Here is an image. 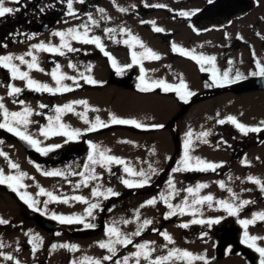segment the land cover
Here are the masks:
<instances>
[{
  "label": "rangeland",
  "instance_id": "rangeland-1",
  "mask_svg": "<svg viewBox=\"0 0 264 264\" xmlns=\"http://www.w3.org/2000/svg\"><path fill=\"white\" fill-rule=\"evenodd\" d=\"M169 1L84 0V3H79L77 0H73V10L75 12H83L79 16L58 21L49 25V28L45 31H42L40 26V33L32 38L8 47H0V55L13 54L14 56H18L29 51L32 44L44 42L45 44L50 43L58 46L61 43L60 38L53 35L54 32L66 31L69 28H76L78 31L83 32L84 29L80 28V25L87 23L89 26V37L99 36L101 38L104 51L115 58V66L112 64L109 56L104 55V51H101L95 44L78 42L72 40L70 37H66L71 46L79 51L67 52L64 49L66 55L61 56L33 50L34 55L38 58L39 67L44 69L43 72L35 69L29 70L27 65H21L18 60H14L13 62L22 71H28L30 78L52 87H55L56 84L50 73L58 62L60 72L68 76L77 77L80 87H75L72 80H64L62 83L77 90L57 93L55 95L47 92H37L28 89L24 80L11 79L9 71L0 67V97L4 98L2 102L9 111H22L25 106L33 110L32 115L29 117L31 123L27 126V132L41 141V147L52 145H61L62 147L71 143V141L66 143L65 140L67 138L62 135H53L45 138L40 134V128L49 125L48 117H53L51 123L54 127H58L59 123H63L69 126V129H80L82 131V135L76 140L86 137V151L83 155V165L87 162L89 152L92 151L88 143L91 142L98 145L101 150L105 148L110 149L109 155H115L129 161V166L136 171L143 169L147 172L149 171V165L157 170L156 174L151 175L150 183L144 186L145 192L141 194H137V192H134L135 190H129L131 188L126 187L121 182L122 179L133 181L141 179V177H133L124 173L123 165L122 170L118 172L117 179L110 181L101 179L94 181L92 186L84 187L81 185L79 189H75L73 185L79 182L81 177L66 175L67 178L65 179L64 177L43 175L41 169L29 161L25 150L15 140L7 136L6 132H2L0 129V141L3 139V135L8 137L6 141L0 143V151L6 153L11 162L19 165L18 169H12L8 161L3 156H0V169H3L5 175H19L20 172L27 174L21 180V183L25 187L19 189V192H26L38 201L39 203L35 207L40 209L39 212L42 214L46 216H52V213L65 216L73 214L84 216L88 205L74 200H69L68 204L50 201L47 208H45L43 202L48 197L38 194L40 187L53 192L54 195L61 197V199L64 196L82 195L89 202H97L100 206L104 204L105 199L103 197L93 198L91 196V188L93 186L97 184L102 185L101 191L111 187L117 193L123 192L122 203H119L116 206L117 208L112 207L111 211H108L109 208L107 209L108 213L104 218L103 229H100L92 236L72 237L59 229L48 232L28 216L21 218L18 215V209L21 210L22 206L17 203L15 198H10L9 195H5L2 189H0V218L8 220L9 223L16 224L15 228L11 226L10 230L5 231L3 234V226L0 228V235L2 234L0 242L4 245V247L0 248V252L10 254L15 258L10 261L0 256V264H15V261H19L20 264H70V261L79 260L84 256L101 258L110 253L105 249H101L97 242L106 241L108 239L105 235L106 227L111 225L113 221H120L121 219L131 221L128 224L118 223L116 225L124 234L135 232L138 224L144 219L153 221L151 225L143 230L140 236L133 237L134 244L154 241L153 247H156L157 251L153 253V257L167 254V249L161 248L166 241L159 233L153 231V229H158L160 232L167 231L173 237L175 244L168 245L169 248L178 247L189 250L194 254L206 255L207 264H258L260 259L259 254L241 241L244 238L245 231L250 235L258 237H261V234L264 232L257 225H249L245 229L239 223V220L252 218L254 212H264V205H256L248 211L242 209L237 216H232L222 209L217 210L219 209V205L215 203V200H230L231 194L227 191L228 188H231L239 196V200L251 198L256 194L259 185L248 181V176H254L264 184V165L258 163L259 155L263 152L264 146L260 147L257 145L250 147L251 150L244 152L243 147H241L243 144V133L226 120L231 115L236 117L238 122L246 126H257L260 121H264V91L237 93L226 91L225 89L216 90L214 95L203 96L182 109L183 105L178 102L179 99L176 98V94L172 93L174 91H164L162 87H155V90L149 88L150 90L142 93L124 86V83L130 79L131 74L135 71L142 74L143 85L148 86H151L154 81L158 80H164L168 84L177 85L182 77L188 85L189 90L195 93V95L189 98H194L203 93L202 89L205 84L202 81V77L205 74L212 73L215 70L218 76H222V73L228 70L229 78L233 79L237 71L245 75L247 66L253 62L254 52L251 53L243 49H239L232 56L230 55L225 65L220 59L221 54L219 50L221 49V44L226 41V39H223L221 32L225 31L227 39L232 40V37H234L233 32L239 23L229 24L227 27L224 26L216 31L214 30L213 44L212 38L209 37L207 39L208 36H211L210 32L203 35H193L187 24H173L165 20L163 14H161L163 7H152V5L157 4L169 5L171 3ZM203 1L205 0H194L191 3L189 2L190 5L179 7L184 12L194 14ZM141 2H145L151 6L139 5ZM15 4L11 0H5V6L7 7L14 8ZM82 4L90 6L83 10ZM136 5L139 6L134 9V14L150 12L147 15H143L142 18H130L133 13L129 11ZM99 8H103L105 12L100 13L98 11ZM119 8H125L127 11L121 12L118 10ZM252 11L253 15L257 13V9ZM260 12L264 14V11ZM88 13H91L92 18L99 22L98 26L92 25L88 21ZM102 16L108 17V19H102ZM146 20L149 21L150 26L145 24ZM152 22L155 23L153 24ZM154 27L162 28L164 31L175 30L176 36H178L175 44L180 48L190 51L194 50V54L196 55L215 56L214 67L212 64L204 63L203 67L205 70L201 71V65L192 59L173 60L168 47L160 44L159 40L154 37ZM241 27L242 25L239 24L238 28ZM105 28H113L116 31L106 34ZM121 28L127 31L121 33ZM132 36L138 37L147 48L152 49L159 56L165 55V59L156 60L144 56V48L133 42L131 40ZM126 40L129 43L126 44ZM206 41L209 42L207 46L203 44ZM234 42L242 44V41L239 40H235ZM243 46L241 45L240 48H243ZM80 52H83V54H80ZM133 52L137 54L138 63H133L132 61ZM261 56L264 57V49H257L255 57L261 58ZM25 59L30 61L31 57L25 56ZM166 61L171 63L169 68L164 65ZM229 61L232 63L229 64ZM69 62L75 65V67L70 68ZM129 64L132 65L131 72L124 77L121 85L109 83L110 73L107 69H114L123 65L126 67ZM251 68L252 66H249L248 71ZM81 73L85 76H91L100 83L95 85L86 83L84 79L80 78ZM8 84L20 87L23 89L22 93L17 97H9L7 95L9 90ZM136 86L138 87V85ZM13 99L23 100L25 104L13 103ZM77 100H86L88 102L87 107L73 104V112L61 113L59 114L61 116L60 121H55V116L57 115L55 112L56 106H63ZM40 104L47 105L48 107L40 108ZM93 109H98L99 111H93ZM181 110L184 111L181 112ZM75 113H84L90 123L95 122L96 116H99L105 122H109L111 113L118 118L135 119L145 127L137 128L134 125L118 124L119 126H113L112 129H107L106 127L105 130H103L104 128H99L96 131L86 132L84 130L90 127V123L86 124ZM2 119L3 117L0 115V121ZM219 119H225L226 122L219 124L217 123ZM111 125L117 124L110 123ZM153 125H162L163 127L156 128L152 127ZM189 130L193 132L192 139L195 148L191 155L200 157L208 162L222 163V167L217 168L215 171L208 170L209 173L199 174L198 176L194 175L195 171H172L173 168L179 166V161L183 156L186 133ZM201 131H208L210 133L209 136L204 138L207 139V144L201 143L197 139V135ZM254 135L258 137V135ZM121 141H129V143ZM57 149L54 148L52 151ZM52 151H49L47 154ZM255 158L256 160L254 161ZM245 160L252 163L246 165L243 163ZM81 163L82 160L79 159L74 165L78 166ZM51 169L53 168L49 166V171H52ZM105 170L106 168H101L99 165L95 166L96 173L101 176L105 175ZM170 177L173 179L175 188L180 190L178 196L170 199L173 205L182 203L185 198H188L190 203L192 197L183 190L190 186L194 187L197 183H204L208 187L201 189L199 195H213L215 198L212 202L213 207L209 208L206 203L202 206H197L200 208L202 215L197 213L193 217L186 213L165 219V213L170 211V209L160 200V194L164 193L168 195L171 191L167 184ZM156 180L159 183L158 186L152 184L156 183ZM217 181H224L226 187L221 189ZM3 186L7 189L9 188L10 192H13L7 185ZM13 193L20 199L17 192ZM154 197L157 200L155 205L140 208V205L144 204L145 201ZM239 200L236 203H239ZM20 201H22L25 207L30 208L23 200L20 199ZM30 209L34 210V208ZM136 210H139V220H136ZM22 211L24 213L25 210L22 209ZM98 211L99 209L94 210V216ZM194 218L221 219L218 224H212L210 227L207 224L189 223L188 228H182V231L179 230L181 227H178V225L188 223ZM91 219V217H85V222L87 223ZM18 224L23 225L22 229L21 226L19 228ZM62 225L67 226V224ZM78 226L84 225L76 224L73 227ZM202 234L206 235L202 237ZM34 236L40 237V240L35 241L38 244L35 253H33L32 245L29 243V240ZM222 237H225L224 239L227 240V243L222 256L216 257V242ZM65 243L78 245L79 250L70 251L67 248L60 247L53 250L51 247L53 244L60 245ZM257 244L262 246L260 239L257 241ZM116 248L117 255L113 257V260L104 261L103 264L105 262L107 264H114L115 260H122L124 256L130 255L137 250L133 245H128L127 247L116 245ZM196 263L204 264V261H195ZM129 264H135V259H130ZM141 264H146V262L141 259Z\"/></svg>",
  "mask_w": 264,
  "mask_h": 264
},
{
  "label": "snow or ice",
  "instance_id": "snow-or-ice-1",
  "mask_svg": "<svg viewBox=\"0 0 264 264\" xmlns=\"http://www.w3.org/2000/svg\"><path fill=\"white\" fill-rule=\"evenodd\" d=\"M11 2L14 3H20V0H11ZM79 3H84V0H77ZM211 3L212 0H209ZM153 7H166L165 5L157 4L152 5ZM67 9H68V15L76 16L75 11L73 10V0H67ZM19 8H11L5 6V0H0V17H4L6 14H13L15 12H18ZM121 12L127 11L125 8H119L118 9ZM98 11L100 13H104L105 10L103 8H99ZM192 13L189 12H180L179 15L182 16H189ZM88 21L92 25H97L99 22L97 20H94L92 18L91 13L87 14ZM102 19H108V17H101ZM143 23V21H142ZM153 24L155 22H152ZM80 28H83L84 31L80 32L76 28H69L66 31H56L53 33V35L60 38V45H52V44H45L44 42H40L37 44H32L30 46L29 51L24 53L23 55L14 56L13 54H7V55H0V67L6 69L9 71L11 79H20L26 81V87L30 90L37 91V92H47L50 94H57V93H64L73 91L74 89L70 87L69 85H66L62 83L64 80H72L75 84V87H80V84L78 82L77 77L75 76H68L66 74H63L60 72V65L57 62L55 68L51 71L50 75L52 79L55 81L56 86L52 87L49 86L46 83H40L29 76L28 71H22L20 67L14 63V60H18L21 65H27V68L29 70L35 69L38 71L43 72L44 69L39 67L38 64V58L36 55H34L33 50H39L44 51L48 53H53L57 55L64 56L66 55V52L64 49L67 50V52H76L79 51L76 48H73L71 44L69 43V40L66 37H70L72 40L83 42V43H91L95 44L98 48L101 49V51H104V45L101 43V38L99 36H91L89 37V26L87 23L80 25ZM156 32H163L164 29L159 27H154L153 29ZM106 34L114 33L116 30L113 28H105L104 29ZM126 29L121 28V33L126 32ZM34 35V34H32ZM259 35V33H257ZM31 38V35L29 36ZM131 40L135 42L136 44L140 45V47L144 48L143 55L152 59H160V56L155 53L152 49L147 48L143 42L136 36H132ZM125 43H129V41H125ZM4 47H7L6 45H3ZM173 51H179L182 55L189 57L190 59L196 61L198 64L201 65V71H204V63L212 64L214 67V62L216 60L215 56H204L196 55L194 54V50H186L183 48H180L178 45L173 43L172 45ZM104 55L109 56L110 60L112 61V64L116 65L115 58L111 57V55L104 51ZM25 56L31 57V60H26ZM132 61L133 63H138L137 60V54L135 52L132 53ZM232 62L229 61V64ZM257 67L259 68L258 72H252L251 75H259L261 77H264V65H261L259 61L256 62ZM69 67L74 68L75 65H73L71 62H69ZM117 71H121V69H117ZM213 82L216 86L220 87L223 86L225 83H235L236 81L245 78L242 76V74L237 71L235 73L234 79L229 78V71L226 70L222 73V76H218L217 72L213 70L212 72ZM80 78L84 79L86 83L89 84H97L100 83L93 79L91 76H85L82 73L80 74ZM143 79V78H142ZM152 87H162L164 91H175L181 100H184V102H188V98L195 95L194 92L189 90L188 85L185 83L183 78L181 77L179 80V83L177 85H172L166 83L164 80H158L154 81L151 85ZM206 87H210L211 85L206 84ZM8 92L7 95L9 97H17L19 94L22 93L23 89L20 87H16L13 84H8ZM139 87V86H138ZM141 91H148L150 90L149 87H142L140 88ZM3 97H0V115H2L3 119L0 121V129H4L13 135L19 137L22 141H25L30 146L35 148L36 151L47 154L49 151H52L54 148H59L61 145H52L49 147H41V141L34 138L33 135L29 134L27 132V126L31 121L29 120V117L32 115L33 110L25 106L23 107L22 111H9L5 104L2 102ZM13 103H19L20 105H24L25 102L23 100H16L13 99ZM73 104L76 105H84L87 107L88 102L86 100H77L73 101L69 104H65L63 106H56L55 112L57 115L55 116V121L59 122L61 119V116L59 114L65 113V112H73ZM40 108H46L47 105L40 104ZM93 111H99L98 109H93ZM40 114V113H37ZM77 116L81 117L86 124H89L90 121L88 120L87 116L84 113H75ZM219 115V114H217ZM49 125L46 127L40 128V134L44 136L45 138H48L53 135H62L66 137L67 139L65 142H69L72 140H76L79 136L82 135V131L80 129H69V126L59 123L58 127H54L52 125L53 117H48ZM227 121L231 122L237 129H239L240 132L247 135L249 132H255L259 133L264 131V121H260L257 126H246L243 123H240L237 121L236 117L234 116H228L226 118ZM226 121L225 119H219L217 123L224 124ZM111 124H127V125H134L137 128L145 127L143 124L139 123L135 119H122L118 118L114 114L110 113V120L109 122H105L100 119L99 116L95 117V122L90 123V127L87 128L86 132L96 131L99 128H106L109 127ZM152 127H163L162 125H153ZM210 133L208 131H201L197 135V139L200 140L201 143L207 144V139H204L205 137L209 136ZM193 132L189 130L186 133V139L184 141V151L183 156L181 160L179 161V166L172 169L173 172H179V171H208L212 170L215 171L217 168L222 167V163H213L208 162L200 157H195L191 155V153L195 150L194 148V141L192 139ZM123 143H129V141H121ZM2 143V141H0ZM89 143V147L92 151L89 152L87 156V162L82 166V171H73L69 167L68 174L79 176L81 177V180L73 185L75 189H79L81 185L84 187H88L90 182L92 181H99L102 179V176L97 174L95 171V166L99 165L101 168H107L109 172H111V168L108 167L109 165L116 164V165H123V171L124 173L128 174L129 176L133 177H141L139 181H133L130 179H122V183L128 187V188H139L143 187L145 185H148L151 180V175L156 174L157 170L153 168L151 165H149V171H144L143 169L140 171H136L134 168H132L129 161H126L125 159L121 157H117L115 155H109L108 153L111 151L110 149H102L91 142ZM0 156H3L7 161L12 169H18L19 165L17 163L11 162V160L8 159V156L6 153L0 151ZM243 163L247 164L248 162L245 160ZM39 170V168H38ZM45 176H56V177H64L67 178L64 171L60 170H54V171H44L42 173ZM26 173L20 172L19 175H5L3 172V169H0V185H7L11 188L13 192H17L20 196V199L24 201L30 208H34V210L39 211L40 209L36 208L35 206L39 203L35 199H33L28 193L19 192V189L24 188L25 185L21 183V180L24 176H26ZM248 181H251L257 185L260 186V190L262 193H264V184L261 183L259 179H256L252 176L247 177ZM69 183H71L69 181ZM221 189H224L226 187L224 181H217ZM167 184L171 191L168 195H165L164 193L160 194V200L163 201L168 209L170 211L165 213V219H168L172 216L176 215H184V214H190L193 217L197 215V213H200L202 215V212L199 207L207 203L209 208L213 207L212 202L214 201L213 195H204L200 196V190L203 188H207L208 185L204 183H197L194 187H187L183 191H186L191 197V202L189 203L188 198H185L182 203L173 205L170 202V199L174 196H178L180 194V190H177L175 188V184L173 182V179L170 177L167 181ZM102 185H95L91 188V196L93 198H100L103 197V199L107 200L110 197L118 196L119 193L115 192L111 187H108L101 191ZM227 191L231 194V199H216L215 203L219 205V209H222L223 211L227 212L229 215L237 216L239 212L247 205L254 203V201L249 200H239V196L232 191L231 188H228ZM243 191V190H242ZM250 191V190H248ZM39 195H45L48 197L47 200L43 202V205L45 208H47V205L50 201L52 202H62V203H69V200H74L77 202H82L88 205V207L85 209V215H57L56 213H52L51 218L54 220H58L61 224H83L84 228L87 229H94L96 225L91 222H85V217H91L93 220L95 219L94 216V210L100 208L99 203L97 202H89L87 198H85L82 195H74L71 197L64 196L62 199L61 197L54 195L53 192L45 190L43 187L39 188ZM239 200V203H236V201ZM157 203L156 198H151L144 202V204L140 205V208H143L145 206L149 205H155ZM103 210V209H100ZM112 209H109L111 211ZM140 214L139 210H136V220H139ZM221 218H209V219H192L188 223H182L178 225V227L181 228H188L189 223L192 224H207L209 227L212 224H218L220 222ZM258 221L264 222V212H254L252 214V218L250 219H240L239 223L247 229L249 225H255ZM131 221L127 219H121L120 221H113L111 225L106 227L105 235L108 238L106 241H98L97 244L101 249L107 250L109 255H104L101 258H93L84 256L80 258L79 260H73L70 261V264H103L104 261H112L113 257L117 255V248L116 245H121L123 247H127L128 245H133L137 250L130 255H126L121 259L115 260L114 264H129V260L134 258L135 264H141V259L146 262V264H194L195 261H204V264H207V257L203 254H194L193 252L181 249L178 247H172L169 248L168 245H174L175 241L173 237L167 232L163 231L160 232L158 229H153L154 232L159 233L166 243L161 246L162 249H167L166 255H156L153 257V253L157 251L156 247H153L155 244L154 241H145L143 243L134 244L133 243V237H138L142 234L143 230L146 229L149 225L153 223L150 219H144L141 223L138 224L137 229L135 232L130 234H124L120 231V229L116 226L118 223H124L128 224ZM9 221L5 220L3 218H0V225L8 224ZM203 235L206 234H202ZM259 239H264V237H258L256 235H250L247 231L244 232V238L242 239V243L246 244L249 248H252L255 252L259 254V264H264V247H261L257 244V241ZM40 240V237L34 236L29 240V243L32 245V251L33 253L36 252L38 248V244L35 243V241ZM4 247L3 243H0V248ZM52 249H56L58 247L60 248H67L70 251H78L79 246L75 244H60L56 245L53 244ZM19 250V249H17ZM0 256H3L6 260H14L15 258L10 254H5L0 252ZM15 264H20L19 261H15Z\"/></svg>",
  "mask_w": 264,
  "mask_h": 264
},
{
  "label": "flooded vegetation",
  "instance_id": "flooded-vegetation-1",
  "mask_svg": "<svg viewBox=\"0 0 264 264\" xmlns=\"http://www.w3.org/2000/svg\"><path fill=\"white\" fill-rule=\"evenodd\" d=\"M192 1H194V0H192ZM169 2H171L170 4L172 6L170 4L165 5L166 7H163V11L161 12V14H163L165 20H168L173 24H187L189 26V28L191 29L190 32L193 35H203V34L210 32L211 36H208L207 39H209V37L212 38L213 44H214V30L216 31L217 29H220L224 26L227 27V25H229V24H234V23L241 24L242 25L241 28H238L239 24L237 25V28H235V30L233 32L234 37H232L233 38L232 40L227 39V37L225 36L226 35L225 31L221 32L223 35L222 36L223 39H226V41L223 44H221V49L219 50V53L221 54L220 59L225 65L228 62L230 55L232 56L239 49L247 50L251 53L254 52V55H253L254 60H252L253 62L247 66V72L245 75H242V76L245 78L261 77L259 75L253 76V75H251V73L259 71V68L256 65L257 61H259L261 65H264V57H262V56H261V58L255 57V52L257 51V49L258 50L264 49V14L260 12V11H264V0H227L226 3H228L229 9L221 10V13L219 14L218 17H214V14H213V17H208L207 19L206 18H204V19L200 18L199 20L197 19L198 18L197 16L201 12V10L208 3H210L209 0L203 1L202 5L197 9L196 13L191 14V15L186 16V17L179 15L180 12H184V10H181V7H179V6L190 5V3H191L190 0H170ZM211 3H214V0H212ZM139 5L151 6L145 2H141ZM139 5H136L132 10L129 11V12L133 13L132 17H130V18H142L143 15H147L150 12V11H147L146 13L134 14V9L137 8ZM176 5H177V7H176ZM255 9H257V13H255L253 15L252 10H255ZM226 13H228V14L232 13V14L230 17H222ZM205 21H208L212 24L206 25V26H201L200 22L204 23ZM214 22H216V23L222 22V23L215 25ZM145 24H148V26H150V23L148 20H146ZM257 33H259V35H257ZM153 34H154V37L159 40L158 42L160 44H164L168 47V50L170 52V56L173 60L190 59L189 57L182 55L179 51H173L172 45H173V43H175V40L178 37V36H176L177 34H176L175 30H167V31H163V32L154 31ZM184 39H186V38H184ZM235 40L242 41L241 45H244L243 48H240L241 45L239 43H235L234 42ZM189 43H190V41H189ZM203 44L205 46H207L209 44V42L206 41V42H203ZM80 54H83V52H80ZM164 56L162 55V56H160V59H156V60L165 59ZM164 65H165V67L169 68L171 66V63L166 61V62H164ZM249 66H252V68L248 71ZM118 68L121 69V71H117ZM107 71L110 73L109 83H112L115 85H121L122 78H123L121 66L116 67L114 69L109 68V69H107ZM211 75H212V73H208L206 76H203L202 81H203V79H205L208 76L211 77ZM212 84L215 86V83L213 82V80H212ZM231 84L232 83H225L223 86H220V87H225L226 91L233 92L231 89H228L229 88L228 85L230 86ZM205 85L203 86L202 92L204 94H207V95H214V93L216 92V89H214V86L211 85L210 87H206ZM215 87H218V86H215ZM76 90L77 89H74L73 91H76ZM251 91H264V88L250 89V90L243 91V92L248 93ZM113 126L117 127L119 125L118 124L117 125H111L110 127H107V129H112ZM105 129L106 128H104L103 130H105ZM2 131L4 132V130H2ZM11 134L9 133V135H7V136L11 137L13 140H15L18 143V141L16 139L17 136H15L13 134L11 136ZM254 134L258 135V137H256ZM7 136L3 137V139L1 141H6L8 138ZM242 140H243L242 141L243 144L241 145V147H243L244 152L251 150L250 147H254L257 145L262 147V146H264V131H262L260 133L249 132L247 135L243 134ZM85 146H86V137H83L81 140H76V141L72 140L70 144L62 146L61 148H58L57 150H54L49 154H42V153L36 151L35 148L26 149L22 146L21 147L25 150L27 158L29 159V161L34 163L36 166H38L42 172L49 171V166H51L53 168V169H51L52 171L60 170V171H64L65 175H67V176L68 175L74 176V175L68 174L69 167L71 168V170L77 171V172L82 170V168H83L82 166L84 163L83 155L86 151ZM259 157L260 158L258 159V163L264 165V149H263V152H261V155H259ZM79 159L82 160V163L79 164L78 166H75L74 163L77 162ZM255 160H256V158L254 159V161ZM248 163L250 164L252 162L248 161ZM248 163L246 165H248ZM79 167H81V168H79ZM108 167L111 168V172H109L106 168L105 175L102 176V179H106L109 181L113 180V179H117L118 172L120 170H122V165L112 164ZM252 177H254V176H252ZM254 178H256V177H254ZM256 179H258V178H256ZM93 182L94 181L90 182L89 186H92ZM0 189H2V191L5 195H9L10 198H15L17 203L22 206V209L25 210L24 211L25 214H24L22 209L21 210L18 209L19 210L18 215L21 218H25L26 216H28L34 222H36L34 217L37 214L43 215L46 219L51 218V216H46L37 210H31L30 208L25 207L24 204H22V201H20V199L13 192H10L9 188L7 189L3 185H0ZM118 193H119L118 196H113V197H110L109 199L105 200L104 204H102V206H100V208H98L99 211L95 215V219L94 220L91 219L89 221V222L94 223L96 225V227L94 229H87V228H84V226L73 227V226H76L75 223L67 224V226H65V225H62L57 220H55L54 228L51 231L59 229V230L65 231L67 234L72 236L70 233L71 230L85 229V230H91V232L85 236L95 235L100 229L104 228V218L109 211V210L107 211V209L108 208L111 209L112 207L117 208L116 206L119 203H122L121 199L123 196V192L121 191ZM247 200L254 201V203H251V204L245 206L243 208L244 211H248V210L252 209L253 207H255L256 205H259V204L264 205V193L261 192L260 186H258L256 194L253 195L251 198H248ZM78 203H80V202H78ZM113 203H114V205L112 206ZM100 209H103V210H100ZM36 224H38V223L36 222ZM255 225L259 226L260 229L264 232V222L258 221ZM1 226H3L2 227V230H3L2 234H3L5 231H9L11 226H13L15 228L16 224L15 223H13V224L8 223V224L0 225V228H1ZM20 226L21 225H19V228H20ZM22 226H21V229H22ZM6 228H8V229H6ZM1 235H0V237H1ZM72 237H81V236H72ZM261 237H264V233L261 234ZM260 240L262 242L261 247H264V239H260ZM105 264H107V263L105 262ZM194 264H195V262H194ZM196 264H199V263H196ZM258 264H259V262H258Z\"/></svg>",
  "mask_w": 264,
  "mask_h": 264
},
{
  "label": "trees",
  "instance_id": "trees-1",
  "mask_svg": "<svg viewBox=\"0 0 264 264\" xmlns=\"http://www.w3.org/2000/svg\"><path fill=\"white\" fill-rule=\"evenodd\" d=\"M82 5L84 7L83 10L90 6L88 4ZM15 8H19L20 10L13 14H6L4 17H0V47L2 48L4 47L3 45L8 47L15 43L24 42L30 39V35L32 38L33 36L39 34V28L41 25H46L49 27V25H52L58 21L74 18L83 13L79 11L75 12L76 16L68 15L67 0H20V3L15 4L14 9ZM127 72L128 68H124L122 70L123 76H125ZM136 79H140L139 74H135L130 81L124 83V86L138 92H146L141 91L140 87L136 86ZM216 90L219 91L220 89ZM173 94H176V98H178L180 104L183 105L182 109L186 106H189L197 99L206 96L205 94H200L194 98H189L188 102L186 103L184 100L180 99L176 92ZM181 112L183 111L181 110ZM4 132L9 135L6 130H4ZM3 137L5 136L3 135ZM205 172L206 171H195L194 175H199ZM155 182L156 183L152 184H156L158 186L159 183L157 180ZM143 188L145 187L136 188V192L138 194L145 192Z\"/></svg>",
  "mask_w": 264,
  "mask_h": 264
},
{
  "label": "water",
  "instance_id": "water-1",
  "mask_svg": "<svg viewBox=\"0 0 264 264\" xmlns=\"http://www.w3.org/2000/svg\"><path fill=\"white\" fill-rule=\"evenodd\" d=\"M227 0H214V3H208L199 13V15L197 16L198 20L200 18L204 19V18H208V17H218L219 14L221 13V10H227L229 9L228 3H226ZM232 13L228 14L226 13L225 15H223L222 17H230ZM222 22L216 23L214 22L215 25L217 24H221ZM212 23L205 21L204 23L200 22L201 26H206V25H210ZM47 29L46 25L41 26V30L45 31ZM232 89L234 92H243V91H247L250 89H258V88H264V77H250V78H243L240 79L238 81H236L235 83H232ZM17 141L20 143V145H22L24 148L26 149H31L32 146H30L28 143H26L25 141H22L21 139H19V137L16 138ZM35 220L41 225L43 226L45 229L47 230H52L54 227V221L52 219H45L42 215L37 214L35 215ZM91 230H72L71 231V235L73 236H85L88 233H90ZM225 237H222L221 239H219L216 242V246H215V256L216 257H220L224 251L225 245L227 243V240L224 239Z\"/></svg>",
  "mask_w": 264,
  "mask_h": 264
}]
</instances>
